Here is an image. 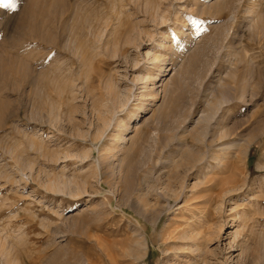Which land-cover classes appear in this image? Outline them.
I'll list each match as a JSON object with an SVG mask.
<instances>
[{"label": "rangeland", "instance_id": "obj_1", "mask_svg": "<svg viewBox=\"0 0 264 264\" xmlns=\"http://www.w3.org/2000/svg\"><path fill=\"white\" fill-rule=\"evenodd\" d=\"M31 1L0 8V264H195L170 235L197 227L201 213L217 232L196 264H264V0H162L168 25H185L168 31L169 42L149 0H64L80 15L63 16L64 39L100 47L80 66L70 42L64 50L16 33ZM194 5L204 15L192 14ZM56 16L51 34L59 41ZM84 17L103 33L98 43L85 37ZM195 21L200 28L184 37ZM57 64L71 69L54 74L56 89L38 92L32 78ZM222 94L229 101L216 108ZM170 102L176 110L168 114ZM204 117L205 135L195 141ZM222 132L218 145L231 147L216 167L208 157ZM188 151L205 153L211 167L195 175ZM58 180L69 188H52ZM157 195L165 199L156 203ZM140 199L159 214H142ZM141 240L147 248L139 252ZM132 246L139 259L128 256Z\"/></svg>", "mask_w": 264, "mask_h": 264}, {"label": "bare ground", "instance_id": "obj_2", "mask_svg": "<svg viewBox=\"0 0 264 264\" xmlns=\"http://www.w3.org/2000/svg\"><path fill=\"white\" fill-rule=\"evenodd\" d=\"M67 1V0H66ZM150 1V0H149ZM147 1V4L149 6V9L151 11V14H152V18H153V22H155L157 25L160 26H164L168 20H166V15L161 11L160 9V4H161V1L162 0H157V1H154V2H149ZM179 1V0H178ZM184 1V0H183ZM81 2V1H80ZM76 3H79V2H76ZM167 5V4H166ZM196 5H194L193 9H192V14H195L197 16H202L204 15V10H202L201 8H198L197 6L195 7ZM72 6L71 5H65L64 3V0H32L31 2L28 3L27 6H25V9H24V12L23 15H22V18L21 20L17 23L18 26L16 28V33L19 34L20 36L24 37V38H27V39H30V40H36V41H39L41 42L42 44H44V46H49V47H54V48H58L60 46V48L62 47L64 49L65 47V42L66 43H69L70 42V52L72 53V55L76 58L74 60H76V62L79 64L82 63V62H89L90 61V56L88 55V50H90L89 48L90 47H93V46H89V44L92 42H90L89 44L87 43V39H85V41H83L82 44H80L78 42V40L76 39V37L78 35H73V32L76 31V27H75V24H72V26H74L73 28L75 29L74 31H72V35L74 38H72L70 41L66 38L64 39L65 36V33H63L65 31V26H66V23L63 21V16L65 14H68L69 15V18H74L76 19V21L80 18V15H79V9L77 10L75 7L74 8H71ZM124 7V6H123ZM204 8V7H202ZM88 9V8H87ZM180 9H182V7H180ZM90 11V10H89ZM90 13V12H89ZM114 13V12H113ZM55 14L57 15L56 16V19H57V22H56V27L58 28L57 30L59 31L58 33H60V39L59 41H57L56 37L53 36L51 34V19L55 16ZM120 15V13H117L116 16L118 17ZM21 16V14H20ZM85 16V15H84ZM86 17V16H85ZM83 18V21L81 23V20L79 21L81 26H85V30H86V35L85 37H89L91 38V36L95 37V42L98 40L99 38V35L103 34V33H99L98 29L95 31L93 29H91V26L89 25L88 22L90 21H87L86 18ZM89 17V16H88ZM87 17V18H88ZM95 17V16H94ZM68 18V17H67ZM96 18V17H95ZM200 18V17H199ZM90 19V17H89ZM117 19V18H115ZM176 19V18H175ZM51 20V21H50ZM99 20V19H98ZM97 20V21H98ZM105 20V19H104ZM73 21V19H72ZM71 21V22H72ZM76 21H74V23H76ZM170 21V20H169ZM95 22V21H94ZM176 22V20H175ZM93 23V21L91 22ZM77 24V23H76ZM80 24L78 23V25L80 26ZM83 24V25H82ZM172 24V23H171ZM169 23H167V25L165 26L164 29H166V27L168 28L167 29V33H166V30H164L163 32H161V40L162 41H168L169 42V33L168 31H172L173 28L176 29V31H180L182 30V28H184L185 25H179V27H177V25H171ZM202 25V24H201ZM80 26V27H81ZM93 26V24H92ZM103 25L100 26V30L102 28ZM188 27L186 29H188L189 33L187 34H184V37H187L188 35L191 36L192 33L196 32L197 28H200L198 27V24H196V21L195 22H192L190 23L189 25H187ZM79 27V28H80ZM104 27V26H103ZM106 27V26H105ZM177 27V28H176ZM72 28V29H73ZM98 28V27H97ZM107 28V27H106ZM158 28V27H157ZM70 29V28H69ZM80 29H82L84 31V27H81ZM93 30V32L91 31ZM159 30H161V28H159ZM103 31V30H102ZM70 32V31H69ZM105 32V31H104ZM15 33V32H14ZM77 33H78V29H77ZM81 33V31H80ZM79 34V33H78ZM106 34V33H105ZM103 36V35H102ZM101 36V37H102ZM107 36V35H106ZM58 37V36H57ZM100 37V38H101ZM84 38V37H83ZM132 39V37H131ZM56 40V41H55ZM103 40V39H102ZM101 40H99L100 42ZM133 41V40H132ZM76 42H78L79 44H77ZM89 42V40H88ZM93 41V43H95ZM105 42V41H104ZM108 42V41H107ZM134 42V41H133ZM171 42V40H170ZM98 43V41L96 42ZM101 43V42H100ZM92 44V43H91ZM138 44V43H137ZM87 45L89 47H87ZM163 43L161 42L160 46L163 47ZM159 46V45H158ZM97 50L100 48L99 45L97 46ZM106 48V47H105ZM169 48H171L169 46ZM69 49V48H68ZM201 49V48H200ZM203 49V48H202ZM66 50V49H64ZM91 50H96V47L94 46L93 49L91 48ZM96 50V51H97ZM104 51V50H103ZM200 51V50H199ZM198 51V52H199ZM196 52V51H195ZM194 52V53H195ZM201 52V51H200ZM90 53V51H89ZM98 53V52H97ZM92 55H93V52H92ZM147 56H149V52H146ZM89 56V57H88ZM95 56V55H94ZM197 58L198 56L196 54H193L192 56L189 57V60H188V64H187V69L191 68L194 66V64L196 63L197 61ZM148 59V58H146ZM154 59V58H153ZM152 59V60H153ZM152 62V61H151ZM158 62V61H157ZM18 63V62H17ZM44 64V62H43ZM86 64V63H85ZM22 65V64H21ZM23 66V65H22ZM62 66V65H61ZM61 66L59 64L56 65V67L54 66L53 68H51L49 71L48 70H39L37 72V75L36 77H33L32 78V83L37 87V91L39 92L41 89L40 87L41 86H44L43 84H48V85H51L53 88L56 89V86H57V78L54 77V74L56 72L59 73V75H62L63 72H65L66 70H70L71 68L70 67H66V68H61ZM72 66V65H71ZM24 68L25 70L28 72L30 71L28 69L27 66L24 65ZM48 71V72H47ZM165 70L162 71V73H164ZM161 72V71H160ZM56 76V75H55ZM164 76V75H163ZM146 78V77H145ZM151 78V76H150ZM157 78L154 77L152 79H150L151 82H154L156 81ZM145 81V80H144ZM148 81V80H147ZM163 82V81H162ZM151 91V90H150ZM37 92V93H38ZM154 93V92H153ZM146 94V93H145ZM152 93L149 92L147 93L146 95L147 96H150ZM111 101H113L114 103L116 102L117 103V107L120 105V98L119 96L117 95H113L111 97ZM229 99L226 98L223 94L220 96L219 99L216 100V104H214V106L216 105V108H219V106H221L223 103H228ZM121 106V105H120ZM176 110V104L175 102H170L169 106H168V109L166 110L168 112V114L170 113H173L174 111ZM4 111L3 108H0V118H1V114L2 112ZM113 111H114V108H113ZM165 113V112H164ZM115 115V113H114ZM113 116V115H112ZM115 117V116H114ZM207 117H204L201 119V123L202 125H199L196 130L194 131V134L192 135L193 139H195V141H199L201 139V137H203L205 135V131H206V127H205V122H207ZM211 122V121H210ZM102 126L104 127L106 124H108V121L106 119L103 118V121H102ZM211 124V123H210ZM31 132V131H30ZM227 132H222V133H219L216 135V155H209V159L210 161L213 160L215 161V164H216V167L218 166H221L222 164V157H220V154L223 153L224 150L230 148V144L229 146L228 145H225L222 143V145H218V142H220L222 139H224L228 134H226ZM32 136H38L40 135L39 131H36V130H32V133H31ZM229 142V141H228ZM32 143V142H31ZM248 143V142H246ZM34 144V143H33ZM39 145V144H38ZM232 145V144H231ZM234 145V144H233ZM211 147V146H210ZM234 147V146H233ZM235 148V147H234ZM243 154V153H242ZM188 157H191V160H192V163L193 165L191 166V170L192 168H194V172H195V175H198L201 173L202 170L204 169H207L210 168V164H208V160L206 161L205 159V153H201V152H197V153H191L190 151L187 152L186 154ZM226 155V154H225ZM228 157V156H227ZM230 157V156H229ZM225 158V157H223ZM227 159V158H226ZM116 163V162H115ZM224 163V162H223ZM121 164V163H120ZM117 165V164H116ZM124 167V166H123ZM122 167V168H123ZM232 167V165H231ZM121 168V167H119ZM124 171V169H123ZM230 171V170H229ZM119 172V171H118ZM21 173V172H20ZM126 173V172H125ZM128 174V173H127ZM126 175V174H125ZM193 176H194V173H193ZM129 177L130 175H126V180L128 179L129 180ZM197 177V176H196ZM199 178V177H198ZM196 179L197 181L199 179ZM61 179V178H60ZM217 179V178H216ZM70 180V179H69ZM67 181V180H58L56 183H52V188L58 190V191H64V190H67L69 188V182L70 181ZM127 180V181H128ZM231 181V180H230ZM226 183L223 182V181H220V183ZM229 183V182H228ZM126 184V182H125ZM200 184V182L198 183ZM225 184H223L224 186ZM127 186V185H126ZM181 186V185H180ZM197 186V184L195 185ZM195 186H193L190 190H189V193H192L193 190H195ZM200 186V185H199ZM222 186V185H221ZM130 187V186H129ZM187 187V186H186ZM205 187V186H204ZM207 189H211L212 186L211 185H207L206 186ZM127 188V187H126ZM202 188V187H201ZM200 188V189H201ZM222 188V187H221ZM234 188V187H233ZM130 189V188H128ZM228 189H231V188H228ZM224 193H226V196L228 195L227 193L230 191L228 190ZM236 189V188H235ZM241 189V188H240ZM153 190V189H152ZM173 190V189H172ZM232 190V189H231ZM159 191V190H158ZM202 191V190H201ZM208 191V190H207ZM218 191V190H217ZM234 191V189L232 190ZM231 191V192H232ZM153 192H156V190L154 189ZM166 192V191H165ZM230 192V193H231ZM168 193V192H167ZM166 193V194H167ZM176 193V192H175ZM221 193V192H220ZM160 194H161V191H160ZM174 194V193H173ZM156 195V193H155ZM155 195H151V196H155ZM184 195V194H183ZM138 196V195H136ZM135 196V198H136ZM142 196V194H141ZM163 196V195H162ZM161 195H157V198H152V199H155L154 201L156 203L159 202V200L161 199L162 197ZM170 196V195H169ZM175 196V195H174ZM188 196V195H187ZM222 196V195H221ZM145 197V196H144ZM168 197V196H166ZM143 197H141L142 199ZM149 198V197H148ZM163 199H165L164 197H162ZM176 198V197H175ZM180 198V197H179ZM184 198V197H183ZM231 198V197H230ZM138 199V198H137ZM140 199V200H141ZM178 200V199H177ZM188 200V199H187ZM150 201V200H149ZM186 201V198L185 200ZM183 201V202H184ZM229 201H233V199H230ZM134 202V201H133ZM140 202V201H139ZM152 202V201H151ZM151 202H149L151 204ZM174 203V202H173ZM150 204H148V201H145V199L138 204V206H141V211L143 212L142 214H151L153 216H156L159 214V211L153 207V208H148L146 209ZM157 206V205H156ZM159 206V205H158ZM171 206V205H170ZM137 207V206H136ZM188 207V206H187ZM190 207V206H189ZM182 208V207H181ZM191 208V207H190ZM189 208V215L192 216H195V211H198L199 210V207L197 206V204H195L192 209ZM139 209V208H138ZM160 209V208H159ZM178 209V208H177ZM234 209V208H233ZM232 209V210H233ZM258 209V208H257ZM184 210V208H183ZM185 211V210H184ZM200 211V210H199ZM200 213V212H199ZM198 213V214H199ZM208 213V212H207ZM161 214V213H160ZM150 215V216H151ZM206 214H199V216H196V221L194 219V222H193V225H196L197 227H193V226H186L188 227L187 229L186 228H182L179 230H173L174 233H172L170 236L175 238L176 242L178 241V248L182 254V257L183 258H187V260H192L195 264L196 262L198 261L203 263L205 262V259L203 256L205 251H204V248L206 249V247L208 245H212L213 244V241L216 239V226L214 228H211L210 227V223L208 224V221L207 222H204L203 218L204 217H207L205 216ZM190 216V217H191ZM211 216V215H210ZM182 217V216H181ZM189 217V218H190ZM156 218V217H155ZM184 219V218H183ZM191 219V218H190ZM192 219V220H193ZM211 220V219H209ZM236 220V219H235ZM186 221V220H185ZM204 223H203V222ZM257 222V221H256ZM183 223V222H182ZM233 223H235V221H233ZM136 236V235H135ZM132 241V240H131ZM132 243V242H131ZM129 246V245H128ZM136 247H138L139 249V252L140 251H144L146 248H147V242L146 240H141L139 242H135V245ZM134 246L131 247V249L129 250L128 249V256L130 255L131 257H133V259H137L138 257H140L137 253L136 248H133ZM130 248V247H129ZM126 249V248H125ZM136 249V250H135ZM178 251V252H180ZM175 256V255H174ZM139 259V258H138ZM200 261H199V260ZM184 260V259H183ZM207 261V260H206ZM85 262L86 264H94L92 263V261L88 260V259H85ZM184 261H182L181 263L177 262L178 264H184L183 263ZM96 264V263H95ZM185 264H191V262L189 263H185Z\"/></svg>", "mask_w": 264, "mask_h": 264}, {"label": "snow or ice", "instance_id": "obj_3", "mask_svg": "<svg viewBox=\"0 0 264 264\" xmlns=\"http://www.w3.org/2000/svg\"><path fill=\"white\" fill-rule=\"evenodd\" d=\"M17 7L15 0H0V8L5 10H15Z\"/></svg>", "mask_w": 264, "mask_h": 264}]
</instances>
